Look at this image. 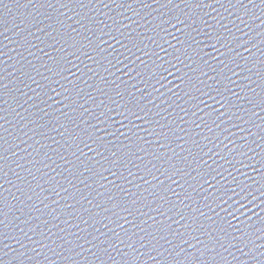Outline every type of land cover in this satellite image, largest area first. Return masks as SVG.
I'll return each mask as SVG.
<instances>
[{
	"label": "water",
	"instance_id": "obj_1",
	"mask_svg": "<svg viewBox=\"0 0 264 264\" xmlns=\"http://www.w3.org/2000/svg\"><path fill=\"white\" fill-rule=\"evenodd\" d=\"M0 264H264V0H0Z\"/></svg>",
	"mask_w": 264,
	"mask_h": 264
}]
</instances>
